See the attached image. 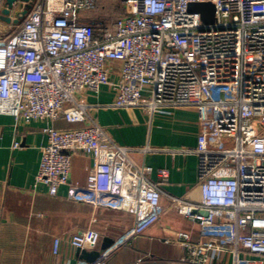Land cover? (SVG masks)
Returning <instances> with one entry per match:
<instances>
[{
    "label": "built area",
    "instance_id": "1",
    "mask_svg": "<svg viewBox=\"0 0 264 264\" xmlns=\"http://www.w3.org/2000/svg\"><path fill=\"white\" fill-rule=\"evenodd\" d=\"M121 1L123 14L110 22L91 19L98 0H17L9 10L16 23L0 37V115L44 124L35 186H46L50 196L67 186L69 200L94 208H133L131 229L94 262H78L107 264L161 219L169 171L152 181V168L136 165L131 154L154 150L114 142L85 95L109 85L115 108L153 114L195 107L197 145L182 152L198 158L200 199H170L212 235L193 241L180 232L186 253L172 264H264V0ZM193 3H212L215 23L190 12ZM6 8L0 0V15ZM61 120L74 128H55ZM75 154L92 160L83 186L69 180ZM100 241L88 229L70 243L84 250ZM60 244L54 240L55 255Z\"/></svg>",
    "mask_w": 264,
    "mask_h": 264
},
{
    "label": "crops",
    "instance_id": "2",
    "mask_svg": "<svg viewBox=\"0 0 264 264\" xmlns=\"http://www.w3.org/2000/svg\"><path fill=\"white\" fill-rule=\"evenodd\" d=\"M14 28L15 22L3 20L1 14L0 37L9 35ZM114 98L109 85L102 86L98 96L85 95L92 105L91 115L114 142L154 150L131 154L136 165L152 168V181L160 182L158 172L163 169L169 171V178L161 184V202L166 207L161 219L116 252L107 264H135L140 257L145 258V264H172L186 253L177 242L180 232L190 233L193 241L212 235L180 215L170 199H200L198 158L182 152L197 145L201 131L199 110L167 107L151 114L141 107H112ZM54 126L74 128L63 120ZM43 127L41 122L18 123L13 116L0 115V264H78L84 261L82 252L102 253L106 240L113 242L135 224L131 206L121 211L94 208L69 200L67 186L60 187L56 196H50L44 185L35 186L40 148L47 142ZM15 142L20 143L17 149L13 148ZM91 168L90 157L73 155L70 182L85 185ZM88 229L99 233L100 243L84 250L72 247L71 237ZM57 238L61 244L55 255L53 244Z\"/></svg>",
    "mask_w": 264,
    "mask_h": 264
},
{
    "label": "water",
    "instance_id": "3",
    "mask_svg": "<svg viewBox=\"0 0 264 264\" xmlns=\"http://www.w3.org/2000/svg\"><path fill=\"white\" fill-rule=\"evenodd\" d=\"M17 0H7V8L2 12V19L5 21H10L9 13L10 9L13 6V3ZM21 1H28V0H21ZM189 11L193 13H199L201 15V19L204 24L212 25L216 21L215 16V6L212 3H193L189 5ZM16 23V22H15ZM112 241L106 240L102 246V252L105 251L110 245ZM100 252H82V258L87 263L94 262L100 256Z\"/></svg>",
    "mask_w": 264,
    "mask_h": 264
},
{
    "label": "rangeland",
    "instance_id": "4",
    "mask_svg": "<svg viewBox=\"0 0 264 264\" xmlns=\"http://www.w3.org/2000/svg\"><path fill=\"white\" fill-rule=\"evenodd\" d=\"M122 12H123V4L121 0H98L97 7L90 14V17L93 20L110 22L120 17ZM221 264L224 263L221 262ZM251 264H260V263H251Z\"/></svg>",
    "mask_w": 264,
    "mask_h": 264
},
{
    "label": "trees",
    "instance_id": "5",
    "mask_svg": "<svg viewBox=\"0 0 264 264\" xmlns=\"http://www.w3.org/2000/svg\"><path fill=\"white\" fill-rule=\"evenodd\" d=\"M122 14H123V12H122ZM122 14H121V15H122Z\"/></svg>",
    "mask_w": 264,
    "mask_h": 264
}]
</instances>
